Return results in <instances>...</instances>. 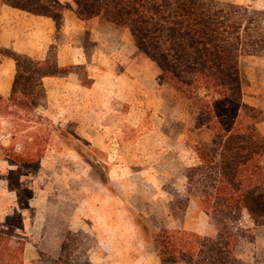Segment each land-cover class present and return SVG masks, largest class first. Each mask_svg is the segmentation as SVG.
I'll use <instances>...</instances> for the list:
<instances>
[{"label":"crops","instance_id":"crops-1","mask_svg":"<svg viewBox=\"0 0 264 264\" xmlns=\"http://www.w3.org/2000/svg\"><path fill=\"white\" fill-rule=\"evenodd\" d=\"M60 1L68 6L59 23L52 17L0 3V95L12 93L17 62L11 52L43 62L51 60L55 51L51 65L60 73L42 77L35 112L58 128L74 129L82 137L79 142L100 149L104 160L110 161V182L98 184L96 172L89 169L90 183L81 184L78 174L80 184L71 200L52 193L48 186L32 187L29 196L22 180L31 176V171L0 160V235L13 245L22 243L21 264H162L157 252L145 251L136 216L199 235L218 234V226L202 208L200 197L193 199L188 193L183 171L199 165V157L190 139L184 140V154L177 153L187 160L178 169L180 173L173 174L169 163L160 171L134 166L145 156L152 157L149 152L155 148L151 136L156 128L155 112L158 119L161 115L156 107L161 94L160 68L139 52L135 40H129V28L103 17L81 19L72 0ZM93 22V31L104 39H95L90 46L77 37ZM115 33L117 37L112 38ZM41 93L44 98L39 102ZM146 119L151 120L147 127ZM198 129L211 133L209 139L200 138L209 143L213 133ZM261 129L264 133V123ZM173 143H177L176 137ZM144 144H150L148 153ZM170 150L163 152L177 159L176 149ZM170 182L187 196L188 208L182 219L171 212L170 193L165 188ZM249 220L254 231L264 228ZM66 230L76 235H65ZM77 235L86 236L88 241L78 243L73 237L72 245H78L69 254L68 236ZM83 253L86 261L80 258Z\"/></svg>","mask_w":264,"mask_h":264},{"label":"trees","instance_id":"trees-1","mask_svg":"<svg viewBox=\"0 0 264 264\" xmlns=\"http://www.w3.org/2000/svg\"><path fill=\"white\" fill-rule=\"evenodd\" d=\"M78 16L110 19L130 29L138 50L157 63L159 80L189 99L195 126L209 129V143L195 141L200 163L187 169L188 193L218 226L214 237L165 230L159 245L166 261L186 264H244L235 248L248 215L264 226V110L246 101L243 61H264V11L216 0H72ZM14 8L60 22L68 5L60 0H0ZM17 62L12 93L0 95V111L13 116L0 159L30 167L43 155L42 116L35 113L44 76L60 71L11 52ZM32 130V131H29ZM1 138V135H0ZM21 144V148H17ZM241 233H240V232ZM0 235V264H21L17 250Z\"/></svg>","mask_w":264,"mask_h":264},{"label":"rangeland","instance_id":"rangeland-1","mask_svg":"<svg viewBox=\"0 0 264 264\" xmlns=\"http://www.w3.org/2000/svg\"><path fill=\"white\" fill-rule=\"evenodd\" d=\"M224 4H236L245 5L252 9H258L264 11V0H216ZM104 18V17H103ZM107 19V18H106ZM110 20V19H108ZM94 23V22H93ZM118 25V24H117ZM96 26L90 25L86 29L82 30L80 35L77 37L81 42L92 46L95 39L103 40L104 37L101 36L96 31H93ZM121 26V25H119ZM123 27V26H121ZM114 34V33H113ZM117 34L112 36L116 38ZM130 41H134L133 36L129 33L128 36ZM62 39L66 40V36H61ZM2 53H6L1 50ZM141 54L143 52L139 51ZM55 51H52V59L49 60L54 63L56 59ZM145 55V54H144ZM147 65V64H146ZM243 68L248 75V86L245 87L246 101L251 105H254L260 109L264 110V61L255 57L245 58L243 61ZM152 72L153 68H149ZM161 89V94L159 96L156 106L160 110V119L156 117L154 119V135L151 136L155 142V148L152 152H149L152 157L144 158L136 161L134 166L141 168H153L155 170H163L164 164L169 163L170 171L173 174L180 173L178 169L182 168V162L187 160H182L179 158V153L184 154L183 144L184 140H192V147L194 149L195 141H201V137L209 139L211 136L210 132L200 131L195 126V118L197 115V110L193 106L192 102L180 95L175 89H173L169 84L158 82ZM154 87H157L155 84ZM44 95L41 93L39 97V102L43 100ZM155 104V105H156ZM36 113V112H35ZM37 114V113H36ZM39 115V114H37ZM43 118V117H42ZM13 116L4 114L0 111V135L1 141L6 142L9 137V132L12 128ZM151 120L146 119V127L148 122ZM35 130L42 133L43 140L42 144L44 149L43 159H40L39 163L30 167H23L12 163L6 158H1L0 160H5L10 164L16 165L19 168H24L31 171V176L23 177L22 183L27 187L29 196L33 194V188H45L48 186L52 193H59L64 199H73L74 188L78 184H88L89 179V169L96 172L97 183L104 184L109 183V168L110 161H106L103 158V152L95 148L94 146L79 142L82 137H79L74 129L67 128L62 129L54 126L49 119L46 117L42 120V125L38 126ZM32 131V130H29ZM173 137L177 138V143H173ZM17 148H21V144H17ZM145 152L148 153L150 150V144H144ZM175 150L177 159L173 155L164 154V149ZM178 153V154H177ZM190 159L188 162H190ZM117 161H112L115 164ZM131 162V161H130ZM184 175L187 172V168L183 171ZM81 174V181L79 183V176ZM173 179V178H172ZM174 177V182H176ZM21 180H16V182H21ZM93 183V182H92ZM178 184V182H177ZM173 182H170L168 187L165 186L166 191H169L171 198V212L176 217V219H182L184 213L188 208L187 196L180 194L177 190L178 188L173 187ZM33 187V188H32ZM72 191V192H71ZM193 199H197L198 195L195 193L191 194ZM137 226L139 228V235H144V245L145 251L149 254L158 253L162 264H186L182 262L166 261L163 259V254L161 247L159 245L160 234L165 230H185L177 229L172 226L159 225L148 222L147 217L144 215L136 216ZM14 222H17V218H13ZM244 232L241 233V239L239 240L235 251L240 255L241 260L244 264H264V228L261 230L254 231L251 227L250 220L247 216L243 217L239 222ZM67 231V230H66ZM188 231V230H185ZM65 235H76L73 234L72 230H69ZM77 240L78 243L87 242L86 236H68L71 245L67 250L69 254L73 253V248L75 247L73 239ZM211 237V236H210ZM13 248L17 250L18 246L14 245ZM238 249V250H237ZM150 256V255H149ZM148 257V256H147ZM80 258L86 261L85 254H81Z\"/></svg>","mask_w":264,"mask_h":264}]
</instances>
